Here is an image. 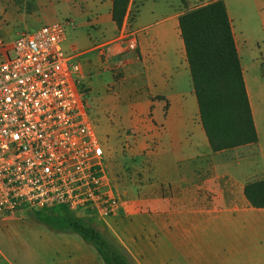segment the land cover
<instances>
[{
  "label": "crops",
  "instance_id": "0c3cea01",
  "mask_svg": "<svg viewBox=\"0 0 264 264\" xmlns=\"http://www.w3.org/2000/svg\"><path fill=\"white\" fill-rule=\"evenodd\" d=\"M214 1L130 0L119 27L114 0H0L7 41L74 22L63 48L81 65L89 116L122 200L118 215L98 219V230L116 239L132 264H264V209L244 192L264 179V40L252 46V25L264 31V0H238L236 11L235 0H223L258 142L220 152L201 122L179 22L186 10ZM125 30L137 34L135 51L120 37ZM7 237L0 232V264H104L70 234L45 232L41 253L32 244L11 249Z\"/></svg>",
  "mask_w": 264,
  "mask_h": 264
},
{
  "label": "built area",
  "instance_id": "2783aa9c",
  "mask_svg": "<svg viewBox=\"0 0 264 264\" xmlns=\"http://www.w3.org/2000/svg\"><path fill=\"white\" fill-rule=\"evenodd\" d=\"M74 22L0 37V216L63 207L106 220L119 214L104 150L80 83L81 65L63 48ZM128 51L137 34L123 31Z\"/></svg>",
  "mask_w": 264,
  "mask_h": 264
},
{
  "label": "trees",
  "instance_id": "16d2710c",
  "mask_svg": "<svg viewBox=\"0 0 264 264\" xmlns=\"http://www.w3.org/2000/svg\"><path fill=\"white\" fill-rule=\"evenodd\" d=\"M129 2L114 0L112 17L119 27ZM179 22L201 122L212 150L256 144L258 134L225 2L216 0L188 9ZM244 192L252 207L264 209V179L248 183ZM35 214L54 231L79 235L95 248L104 264H132L116 242L75 212L58 207Z\"/></svg>",
  "mask_w": 264,
  "mask_h": 264
},
{
  "label": "rangeland",
  "instance_id": "374dc122",
  "mask_svg": "<svg viewBox=\"0 0 264 264\" xmlns=\"http://www.w3.org/2000/svg\"><path fill=\"white\" fill-rule=\"evenodd\" d=\"M195 6H197V4ZM232 6L235 11L238 8L240 10V3L238 2V0H235ZM261 14L264 15V3H263V6L261 7ZM248 15L250 16V18H254L255 16V15H252V11L250 10L248 12ZM252 28H253L252 46L253 48L258 49L259 48L258 46L259 45L261 46L262 41L264 40L263 39L264 31H263V28L260 22L257 24L254 23L252 25ZM35 212L36 211H32L29 214H27V218L23 221L11 222L7 224L0 221V232H3L6 236H8L7 237L8 247H10L11 249L13 248L15 250L19 248H29L30 244H32V246L37 248V251L41 253L43 252V249L45 248V245H44L45 232H47V234L52 232L54 236H59L62 233L70 234L71 236H74V237L76 236V238H79L81 240V237L75 233L54 231L49 226H47L44 222L40 221L37 218ZM79 217L84 218L86 221H90L93 224V226L96 227L97 229H100L102 226V222H100L97 218H90V217H85V216H79ZM262 236L264 237V234H262ZM105 237L111 241L116 242V239H113V237H110L107 235ZM88 246H90L92 250L97 254L95 248L92 245L88 244Z\"/></svg>",
  "mask_w": 264,
  "mask_h": 264
}]
</instances>
